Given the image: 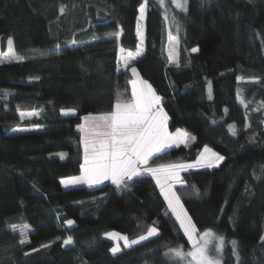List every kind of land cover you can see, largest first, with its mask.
<instances>
[{"label":"trees","instance_id":"1","mask_svg":"<svg viewBox=\"0 0 264 264\" xmlns=\"http://www.w3.org/2000/svg\"><path fill=\"white\" fill-rule=\"evenodd\" d=\"M141 2L0 0L1 50L11 38L15 53L25 55L0 63V264H169L166 247L189 248L150 177L119 189L60 183L80 172V118L111 111L118 95L130 98L132 74L117 71V51L136 50L141 38L140 76L162 98L170 125L196 138L153 160L192 162L205 145L223 155L217 168L181 172L187 186L175 190L198 232L212 229L239 242V262L229 243L224 264H264V0H189L187 15L179 14L178 65L168 61L169 26L153 0L137 36ZM72 40L77 45L69 46ZM65 109L75 114L62 115ZM22 111L38 114L21 119ZM33 124L40 129H13ZM24 225L28 242L20 244ZM149 225L158 226V237L111 253L104 233L133 239ZM68 237L73 243L64 245Z\"/></svg>","mask_w":264,"mask_h":264},{"label":"snow or ice","instance_id":"2","mask_svg":"<svg viewBox=\"0 0 264 264\" xmlns=\"http://www.w3.org/2000/svg\"><path fill=\"white\" fill-rule=\"evenodd\" d=\"M151 0H142L139 5L137 17V36L141 35L139 21L145 19L146 11ZM154 2L163 9V18L166 23L175 26L176 32L179 33L182 25L178 18L179 14L187 15L189 11V0H171V5H174L175 13L169 15V6L165 0H154ZM201 5L207 3V0H200ZM61 12L64 11V6H61ZM114 37L119 41L121 32L116 31ZM171 46L168 49V61L170 63L179 64V56L177 48L179 45L178 36H173L169 33ZM11 38L8 44L12 45ZM143 40L137 44L135 52L128 51L124 55L125 49L120 47L117 51L118 65L122 64L124 69L130 70L133 79L128 83L131 85V97L123 98L118 95L111 106V111L101 113H89L80 119L82 123L77 125L81 136L79 143L83 146V163L80 164V174L60 180V183L65 188L80 184L93 186L101 184L104 181H111L113 185L119 188H129L130 183L136 179L150 177L155 181L159 188L164 201L167 204V209L171 215L175 217L179 224V229L183 235L187 237L191 248L184 250L183 245L175 247H166L163 255L168 259L169 264H224V251L226 245L230 243L232 254L239 262L238 241L233 239L226 241L222 234L215 233L212 229H205L203 232H198L196 224L191 216L184 208L181 202V196L175 190V185L186 187V182L181 177V172L188 169H214L221 166L225 157L219 152L214 151L211 147L205 145L199 151L195 161L190 163H166L150 166V161L160 155L166 153V150L173 146H187L190 140L196 138L187 133L184 129H177L175 133L169 132L168 120L169 116L161 106V97L157 95L155 89L146 80L140 79L137 68L131 66V62L141 56L143 48L141 47ZM77 45L76 40H72L69 46ZM59 49H57L58 51ZM197 47H193L192 53L198 52ZM9 54L15 59L23 60L25 57L16 56L15 52L10 48ZM0 62H3L0 60ZM119 66L117 71H119ZM242 77H237V81H241ZM247 82H258L257 78L252 77ZM211 97V90H209ZM243 103V101H241ZM247 108V105H244ZM264 108V104L260 105ZM257 111L259 109H256ZM75 114L74 109L62 110V115L71 116ZM35 116L37 113H20V118L25 116ZM215 123V121H213ZM245 127H249L248 124ZM232 135H236L235 124L228 126ZM18 131H26V129L18 128ZM254 137H250L249 141L253 142ZM61 158L65 153L58 154ZM264 170V166H262ZM35 187V185H33ZM193 192L199 196V190L193 185ZM68 226H72L75 222L71 219L66 220ZM157 222L154 221V225ZM28 225L20 227L18 230L22 239L20 244L27 243ZM13 230H17L16 225H12ZM104 235L112 240H123L125 249L141 244L150 238L158 237V226L149 225L144 234L139 235L134 239H129L128 236L122 235L119 232H107ZM264 241V236L261 237ZM64 245L73 243L72 237L64 240ZM41 248L49 247L48 244H42ZM38 249H33L37 251ZM110 251L112 254L121 252L119 243H116ZM28 255V253H25Z\"/></svg>","mask_w":264,"mask_h":264},{"label":"rangeland","instance_id":"3","mask_svg":"<svg viewBox=\"0 0 264 264\" xmlns=\"http://www.w3.org/2000/svg\"><path fill=\"white\" fill-rule=\"evenodd\" d=\"M154 1V0H153ZM165 3L169 6V9H170V11H169V15L171 16L173 13H175L174 12V10H172V8H171V5L170 4H168V2L165 0ZM174 6V5H173ZM175 8V7H174ZM162 10V12H163V9H161ZM178 18H179V20H180V23H181V25H182V21H181V19H180V17H179V15H178ZM143 23H144V20L143 21H139V24H140V31H141V35H142V33H143V30H144V27H143ZM167 24V26H169V29H167V31H166V36H167V42H166V47H167V53H168V49H169V47L171 46V44H170V40H169V33L171 32V34L173 35V36H178V38H179V36H180V34L182 33V31H183V25H182V28H181V30H180V32L179 33H177L176 32V29H175V26H171L169 23H166ZM141 40H142V38H141ZM141 47H143V43H142V45H141ZM120 48V47H119ZM9 49H10V47L8 48V50L7 51H5L6 50V47L4 48V50H1V53H0V60H2L3 62H9L10 61V59H15L11 54H9ZM13 51H14V44H13V46H12V48H11ZM128 51H131V52H135V50L134 51H132V50H129V49H125V52H124V55H126L127 54V52ZM15 52V51H14ZM177 52H178V48H177ZM15 55L16 56H25V55H23V54H16L15 53ZM136 60H137V58H136ZM136 60L135 61H132L131 62V66H134V67H136L135 66V62H136ZM119 68L120 69H124V67H123V65L122 64H119ZM138 71V70H137ZM138 74H139V71H138ZM134 78V77H133ZM132 78V79H133ZM139 78V77H138ZM141 78V77H140ZM249 79H242L241 80V82H245V81H248ZM207 88H208V92H209V90H211V92H212V88H210V84L208 83L207 84ZM65 110H69V109H65ZM22 112H24V113H30V112H28V111H22ZM33 112H35V113H37L38 114V112L37 111H33ZM20 113L21 112H19V118H20ZM27 116V115H26ZM26 116L24 117V118H26ZM27 117H29V116H27ZM23 118V119H24ZM29 118H33V116H31V117H29ZM230 125V124H229ZM18 128H23V129H26V131H31V132H33V131H38L40 128H39V126H37V125H26V126H23V127H18ZM17 128V129H18ZM20 132H23V131H20ZM173 133H175V132H173ZM192 136V135H191ZM174 147V146H173ZM173 147H171V148H173ZM170 149V148H169ZM217 152V151H216ZM166 163H190V162H182V161H179L178 159H171V158H169V159H163V160H161V159H156V160H151L150 161V166H156V165H158V164H166ZM196 169H201V168H194V169H188V170H186V171H195ZM206 169V168H205ZM182 172H185V171H182ZM178 185V184H177ZM163 197V196H162ZM166 211H168V212H170V210H168L167 209V204H166ZM185 208V207H184ZM171 213V212H170ZM174 217V216H173ZM175 218V217H174ZM20 227H22V226H20ZM20 227H18V229L20 228ZM28 230V228L26 229V231ZM113 231H115V232H119V231H116V230H113ZM108 232H112V231H108ZM20 233V232H19ZM120 233V232H119ZM146 233V232H145ZM216 233V232H215ZM122 234V233H121ZM123 235V234H122ZM104 237L105 238H107L109 241H111V242H113V245H112V247L116 244V243H119L120 244V247H121V250L124 248L123 247V244H124V241L123 240H120V241H115V240H112V239H110V238H108V237H106L105 235H104ZM138 237V236H137ZM136 238V237H135ZM186 239H187V237H185ZM22 239V238H21ZM26 239H27V237H26ZM134 239V238H133ZM189 243V242H188ZM190 244V243H189ZM111 247V248H112ZM191 248V244H190V246H189V248L188 249H184L185 251H187V250H189ZM112 253V252H111Z\"/></svg>","mask_w":264,"mask_h":264},{"label":"crops","instance_id":"4","mask_svg":"<svg viewBox=\"0 0 264 264\" xmlns=\"http://www.w3.org/2000/svg\"><path fill=\"white\" fill-rule=\"evenodd\" d=\"M139 38V37H138ZM8 40H9V38L6 40V42H5V44H6V50L5 51H7L8 50V48L10 47V48H12V46H13V43H12V45H9L8 44ZM140 40V39H139ZM119 49V48H118ZM0 53H1V43H0ZM10 61H19L18 59H10ZM0 63H8V62H0ZM141 76H140V74H139V78H140ZM132 78H133V76H132ZM131 78V79H132ZM140 79H143L142 77L140 78ZM144 80V79H143ZM130 92H131V85H130ZM131 97V96H130ZM28 112H30V111H28ZM87 115V114H86ZM27 118H29V117H27L26 116V118H24V119H27ZM80 123H82V120H81V122ZM79 123V124H80ZM78 124V125H79ZM13 129H17L16 127L15 128H13ZM177 129H179V128H175V127H173V126H171L170 125V122L168 121V130H169V132H176V130ZM80 136H81V133H80ZM192 141L193 140H190L189 141V143L188 144H190V143H192ZM81 147H82V149H83V146L81 145ZM175 147V146H174ZM82 158H83V155H82ZM82 163H83V160H82ZM80 174V172H78V174L77 175H73V176H78ZM69 177H71V176H69ZM62 179H64V178H62ZM61 180V179H60ZM108 182H110L111 183V181H104L103 183H108ZM103 183H101V184H103ZM80 185H86V186H88L87 184H80ZM64 186V185H63ZM95 186H100V184H97V185H93L92 187H95ZM69 187H79V185H75V186H69ZM69 187H67V189L69 188ZM88 187H90V186H88ZM65 188V187H64Z\"/></svg>","mask_w":264,"mask_h":264}]
</instances>
